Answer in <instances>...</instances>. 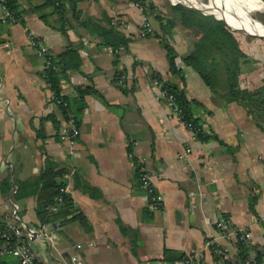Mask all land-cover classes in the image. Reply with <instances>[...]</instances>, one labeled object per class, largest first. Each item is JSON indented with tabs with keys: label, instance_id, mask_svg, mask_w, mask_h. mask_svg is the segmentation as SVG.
I'll return each instance as SVG.
<instances>
[{
	"label": "crops",
	"instance_id": "crops-1",
	"mask_svg": "<svg viewBox=\"0 0 264 264\" xmlns=\"http://www.w3.org/2000/svg\"><path fill=\"white\" fill-rule=\"evenodd\" d=\"M79 9L82 21L120 19L133 29L143 21L141 10L130 0H82ZM25 22L8 26L0 37V184L9 182L13 192L3 195L0 188V224L7 218L25 232L43 234L33 244L39 264H171L165 251L175 257L203 251V260L193 264H235V240L218 238L219 222L225 231L247 230L252 244L264 246V125L249 115L245 101L224 104L178 59L185 71L181 86L189 99L210 113L205 128L225 147L217 141H196L151 84V72L169 80L166 53L156 38L136 37L129 50L120 53L128 82L136 85L133 93L123 94L112 83L114 55L98 45L97 37L77 23L63 34L56 29L55 16L47 24L30 14ZM149 22L158 29L154 19ZM27 29L54 54L71 43H85L81 71L71 72L62 82L65 96L73 95L78 86H93L98 92L86 97L74 146L62 142L56 124L47 119L54 115L62 122L41 77L44 58L30 44ZM195 40L191 29L178 25L171 41L184 56ZM245 44L259 62L244 64V79L250 88L264 90V46L258 40ZM130 148L146 159L163 208H148ZM48 157L64 173L73 209L41 223L37 199L16 201L15 184L38 177ZM213 235L229 249L230 261L205 250ZM1 259L17 263L11 256Z\"/></svg>",
	"mask_w": 264,
	"mask_h": 264
},
{
	"label": "trees",
	"instance_id": "trees-1",
	"mask_svg": "<svg viewBox=\"0 0 264 264\" xmlns=\"http://www.w3.org/2000/svg\"><path fill=\"white\" fill-rule=\"evenodd\" d=\"M130 1L140 5L143 15L148 20L152 18L158 23V29L147 32L146 37H154L160 42L169 64V80H164L160 74L151 72L150 81L157 82L160 87L159 92L162 93L161 102L165 106L171 105L183 122L190 126L196 141L204 143L217 141L225 147V143L212 130L205 128V116L210 113L198 101L189 99L181 86L185 84V71L177 65L178 59L186 68L198 74L204 84L221 98L224 104L245 101L244 105L249 115L255 122L264 125V90L250 88L247 79H244V64L257 61L246 51L245 43L253 40L262 43L263 41L232 29H241L262 37L264 35L249 24L241 11L231 9L226 13L218 12L219 17L216 18L214 15H206L197 9L177 3L167 6L168 12L165 14L157 8L153 0ZM81 2L82 0H44L42 3H37L35 0H25L22 4L20 0H0V8L3 11V14H0V37L10 25H26L25 18L30 14H37L47 24H49V18L55 16L58 24L56 29L63 34L77 23L99 39V46L113 53L115 66L113 85L123 94L133 93L136 85L129 84L127 71L120 65V53L127 52L130 43L136 37L125 34L119 28V24H113V20L109 18H103L102 21L91 18L82 21V11L79 9ZM221 19L225 20L232 29ZM178 25L191 29L196 36L191 51L184 56H179L171 41ZM84 46L85 43H71L57 54L49 50L42 56L45 67L41 77L53 93L54 100H50V103L59 111L62 122L56 121L54 115L47 119L53 120L56 124L59 139L64 123L69 122L71 118L79 126L80 117L87 108L86 97L98 94L93 86H78L71 96L62 94V82L68 79L71 72L81 71L83 59L80 50ZM129 153L133 154L132 148L129 149ZM132 160L137 166L138 186L146 192L141 181L142 166L136 158ZM63 175L64 173L58 169L53 159L48 157L38 177L15 184L14 199L18 202L31 197L37 199L35 211L41 223L71 214L73 206L69 195L65 192L67 182ZM0 188L3 195L13 194L9 182L1 183ZM48 207H52V210L48 211ZM2 226L3 223L0 224V228ZM234 246L236 248L235 264H246L251 257L254 261L251 264H264V246L251 242L243 244L240 240L235 241ZM165 252L171 264L186 257L184 255L175 257L173 252ZM0 264H20V262L17 260L15 263L0 258Z\"/></svg>",
	"mask_w": 264,
	"mask_h": 264
},
{
	"label": "built area",
	"instance_id": "built-area-1",
	"mask_svg": "<svg viewBox=\"0 0 264 264\" xmlns=\"http://www.w3.org/2000/svg\"><path fill=\"white\" fill-rule=\"evenodd\" d=\"M133 5L139 8L142 12V9L139 4L133 3ZM113 24L115 25L119 24L118 25L119 28L128 36L132 35L138 38H146L147 32H152L150 22L144 15L141 25L136 29H133L127 23L122 22L119 19H115L113 21ZM27 36L30 41V44L36 49L39 55L43 56L44 53L49 51L44 40L40 36L35 34L33 31L27 29ZM151 84L152 86L157 88L158 91L160 90V87L156 81H152ZM160 95L162 96V93ZM50 100L51 101L54 100L52 92H51ZM167 107L169 108L171 113L175 115L177 120L190 131V126L186 125L183 122L180 115L172 109L171 105L170 106L167 105ZM191 136L194 139V135L192 132H191ZM79 137H80V128L75 123L74 119L71 118V120L67 123L65 122L62 127L60 140L62 142L69 144L70 146H74V144L77 142ZM189 152H190L189 149L186 150L185 153L182 155L183 156L182 158H185L187 154H189ZM129 155L131 158H136L138 160V163L142 166L141 181L143 188L146 190L148 208L151 210H157L163 208V197L156 192L152 182V178L145 168L146 159L142 157L138 158L134 154H129ZM66 191L67 190H65V192ZM224 228L225 227L221 222L217 223L216 231L218 234V238L223 237L228 240H235V241L240 240L243 244L250 243V234L247 230L233 229L231 231H225ZM42 236L43 234L41 233L35 234L34 232H25L21 226L16 225L11 221H8L7 218L6 219L4 218L3 226L0 228V258L5 256H11L17 259L20 262V264H39L34 252L33 244L36 240H38ZM205 250H210L214 256L220 258L223 261L228 262L232 259V255L229 249L220 246L217 243V237L215 235L211 236L209 241H207L205 245ZM203 258H204L203 251H199L192 255L186 256L183 260H181V264H193L195 261H202ZM251 262H254L252 257L248 259L246 264H251Z\"/></svg>",
	"mask_w": 264,
	"mask_h": 264
},
{
	"label": "rangeland",
	"instance_id": "rangeland-1",
	"mask_svg": "<svg viewBox=\"0 0 264 264\" xmlns=\"http://www.w3.org/2000/svg\"><path fill=\"white\" fill-rule=\"evenodd\" d=\"M256 1H258L259 3L264 5L262 0H256ZM154 3L157 6V8L159 10H161L165 14L168 12L167 6L174 5V4H177V3H182L183 5H185L187 7H193V8L195 7L197 10H199L200 12H202V13H204L206 15H214L216 18L219 17L218 13H216L214 11V8H210V9H203L202 8L201 9V8H198L197 6L193 5L195 3H198L201 6H209V5H211L212 0H154ZM212 11H214V12H212ZM254 11H255V7H250L249 14L247 16L248 17V21L261 34L264 35V12H261V11L254 12ZM122 22H124V21H122ZM157 26H158V23H157ZM244 39L246 40V38H244ZM258 39H260V38H258ZM260 40H262V39H260ZM262 41H263V43L261 42V44H263V46H264V40H262ZM263 49H264V47H263Z\"/></svg>",
	"mask_w": 264,
	"mask_h": 264
},
{
	"label": "bare ground",
	"instance_id": "bare-ground-1",
	"mask_svg": "<svg viewBox=\"0 0 264 264\" xmlns=\"http://www.w3.org/2000/svg\"><path fill=\"white\" fill-rule=\"evenodd\" d=\"M263 3H264V1H263ZM193 5L197 6L198 8H201V9L202 8L203 9L214 8V11L216 13H218V12L226 13L228 10L237 9V10L241 11L243 17L247 21H248L247 16L249 14L250 7H255L254 12H256V11L264 12V5H262L261 3H259L256 0H212L211 5H209V6H201L198 3H195ZM214 11H212V12H214Z\"/></svg>",
	"mask_w": 264,
	"mask_h": 264
},
{
	"label": "water",
	"instance_id": "water-1",
	"mask_svg": "<svg viewBox=\"0 0 264 264\" xmlns=\"http://www.w3.org/2000/svg\"><path fill=\"white\" fill-rule=\"evenodd\" d=\"M264 1V0H263ZM221 20H223V19H221ZM228 26H229V24L225 21V20H223ZM230 28H231V26H229ZM232 29V28H231ZM232 30H234V31H236V32H240V33H244V34H248V35H250V36H253V37H257V38H260V39H262V40H264V37H262V36H257V35H253V34H249V33H247V32H245V31H243V30H241V29H232ZM60 223V221H57L56 222V224H59ZM56 224H54V226L56 225Z\"/></svg>",
	"mask_w": 264,
	"mask_h": 264
}]
</instances>
